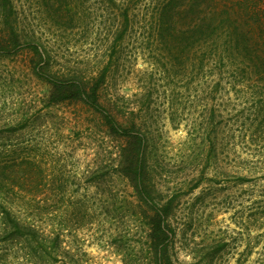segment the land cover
<instances>
[{"label": "rangeland", "instance_id": "rangeland-1", "mask_svg": "<svg viewBox=\"0 0 264 264\" xmlns=\"http://www.w3.org/2000/svg\"><path fill=\"white\" fill-rule=\"evenodd\" d=\"M12 2L0 6V202L57 237L46 264H264V56L235 68L205 23L225 0ZM37 71L98 83L130 134L82 99L55 101ZM2 239L8 263L26 264Z\"/></svg>", "mask_w": 264, "mask_h": 264}, {"label": "trees", "instance_id": "trees-1", "mask_svg": "<svg viewBox=\"0 0 264 264\" xmlns=\"http://www.w3.org/2000/svg\"><path fill=\"white\" fill-rule=\"evenodd\" d=\"M210 1L212 4H217V1L220 2V0ZM238 2L246 7L244 11L238 10L239 7L236 6V4H239ZM238 2L235 1L233 3L231 0H225V3L221 5L222 8L211 9L205 17V23L210 28L212 27L211 29L214 28L213 24L220 26L219 33L223 36L225 35L227 40L226 50L230 54L233 64L235 63V68H238L241 64L246 65L245 61L250 60L255 62L259 57L264 56V43H259L264 34L262 35L260 33V40L254 37L256 34L254 25H259L258 28H262V32H264V0H239ZM0 6L4 9L9 7L12 9L13 2L12 0H0ZM243 15L252 19L254 18L256 23L240 19ZM221 19L224 20V23L227 22L228 26H222ZM4 21L6 25L9 24L7 30H9L10 34L17 41L19 39L18 30L10 22L8 15L5 16ZM216 28L218 29L217 26ZM37 72L57 87L59 93L55 95V101L57 100L58 102L72 98L82 99L96 110L101 111L113 130L124 135L130 134L127 128L119 126L112 116L101 106L99 102L98 83L90 89H87L81 83H75L66 88L63 87L66 82L64 79L49 75L48 73L43 74L40 71ZM156 222L155 228L153 227V232L160 237L167 235L165 221L159 219ZM0 236L3 237L1 242L14 244L13 249L18 253H23V257L27 262L26 264H46L48 261H55L53 260V256L58 254L60 250L57 237H53L54 235L45 236L36 224L22 221L12 207L3 202H0ZM159 255L161 258L159 264H164L161 253ZM0 256H2L0 264H9L3 254H0Z\"/></svg>", "mask_w": 264, "mask_h": 264}]
</instances>
